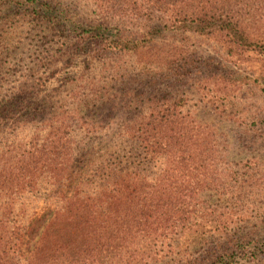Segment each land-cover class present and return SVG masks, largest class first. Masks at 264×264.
Here are the masks:
<instances>
[{
    "label": "trees",
    "instance_id": "16d2710c",
    "mask_svg": "<svg viewBox=\"0 0 264 264\" xmlns=\"http://www.w3.org/2000/svg\"><path fill=\"white\" fill-rule=\"evenodd\" d=\"M141 76L264 137V0H0V264H264V161L187 94L94 117Z\"/></svg>",
    "mask_w": 264,
    "mask_h": 264
},
{
    "label": "rangeland",
    "instance_id": "374dc122",
    "mask_svg": "<svg viewBox=\"0 0 264 264\" xmlns=\"http://www.w3.org/2000/svg\"><path fill=\"white\" fill-rule=\"evenodd\" d=\"M38 36L41 37V32L38 33ZM198 49L199 53L197 57H200V55L206 57H211L212 55L219 56L222 53V48L212 38L202 41ZM111 86L109 101L113 106L104 103L96 108V115L94 117L99 120L117 119L124 114L125 110H122L121 104L119 103L122 101L120 95L124 90H128L136 98H146L151 95L159 96L162 94L170 96L187 94L194 103L193 115L195 120L210 123L225 134L228 141L229 157L232 162H239L246 158H257L264 161V137L257 136L251 131H248L246 134V131L236 124L216 118L210 108L198 102V95L194 93L190 82L186 78L181 81L175 78L141 76L127 82H122L120 79H117L112 82ZM114 94H116L115 97H113ZM118 103L120 105H117Z\"/></svg>",
    "mask_w": 264,
    "mask_h": 264
}]
</instances>
